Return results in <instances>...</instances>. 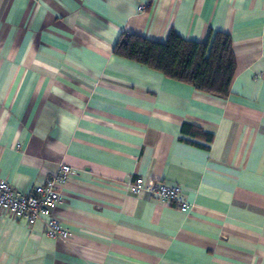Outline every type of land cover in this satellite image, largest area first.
<instances>
[{
  "label": "crops",
  "instance_id": "0c3cea01",
  "mask_svg": "<svg viewBox=\"0 0 264 264\" xmlns=\"http://www.w3.org/2000/svg\"><path fill=\"white\" fill-rule=\"evenodd\" d=\"M171 29L230 36L226 98L112 53ZM60 164L68 238L0 215V264H264V0H0V178L29 193Z\"/></svg>",
  "mask_w": 264,
  "mask_h": 264
},
{
  "label": "trees",
  "instance_id": "16d2710c",
  "mask_svg": "<svg viewBox=\"0 0 264 264\" xmlns=\"http://www.w3.org/2000/svg\"><path fill=\"white\" fill-rule=\"evenodd\" d=\"M112 53L218 98L228 96L236 68L231 38L223 32L210 31L203 43L184 40L172 29L164 42L122 33Z\"/></svg>",
  "mask_w": 264,
  "mask_h": 264
},
{
  "label": "built area",
  "instance_id": "2783aa9c",
  "mask_svg": "<svg viewBox=\"0 0 264 264\" xmlns=\"http://www.w3.org/2000/svg\"><path fill=\"white\" fill-rule=\"evenodd\" d=\"M138 12L146 10V4L140 2ZM73 174V168L60 164L57 170L45 177L29 193L20 192L0 178V215L24 220L32 226L39 222L43 225L45 235L53 240H65L68 232L61 226L55 215L56 207L61 201L59 188ZM133 194L145 193L150 198L164 204H173L181 211H187L189 204L184 200L177 185H168L161 181L136 178L129 186Z\"/></svg>",
  "mask_w": 264,
  "mask_h": 264
}]
</instances>
